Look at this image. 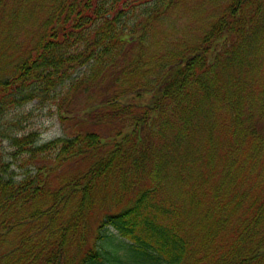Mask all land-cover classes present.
I'll list each match as a JSON object with an SVG mask.
<instances>
[{"label": "trees", "instance_id": "obj_1", "mask_svg": "<svg viewBox=\"0 0 264 264\" xmlns=\"http://www.w3.org/2000/svg\"><path fill=\"white\" fill-rule=\"evenodd\" d=\"M44 1L0 0V11H43L32 47L0 82L1 118L87 91L133 41L127 0ZM117 89L91 113L99 123L128 119L109 138L85 132L36 145L33 132L3 136L15 157L53 163L14 179L0 158V264H122L124 255L125 264H264V0H229L167 77ZM74 158L93 162L51 189L49 171ZM90 216L99 223L84 245ZM59 217L67 221L57 241L51 231L6 244Z\"/></svg>", "mask_w": 264, "mask_h": 264}, {"label": "rangeland", "instance_id": "obj_2", "mask_svg": "<svg viewBox=\"0 0 264 264\" xmlns=\"http://www.w3.org/2000/svg\"><path fill=\"white\" fill-rule=\"evenodd\" d=\"M141 1L127 0L125 4L134 8V16L127 24L128 27L134 26L132 28L134 38L125 46L122 62L100 72V76L93 83L86 84L87 91L81 88L73 91L64 96L63 103L32 101L22 106H14L2 114L4 117H0V158L14 179H20L24 173L34 174L37 172L36 167L41 169L42 166L46 168L51 166L53 159L37 158L27 163L20 155L14 156L15 150L10 147V141L3 138L4 135L10 132L17 135L33 132L36 145H42L58 137H71L76 133L95 132L102 138L113 136L124 124H129L128 119H111L99 123L93 120L95 115L91 114L96 112L95 107L103 102L102 99L106 95H111L115 88H119L115 93L123 91L121 88H126L134 77H139L142 82L167 77L176 64L177 56L190 54L191 49L199 44L210 25L222 15L229 0H148L139 5ZM47 2L48 0H45L44 4ZM11 7L12 3L0 11L2 83L11 77L14 66L25 58L32 47V26L39 23L43 17V11L31 6ZM126 103L130 104L128 101ZM9 123H13L14 126L8 127ZM106 151L107 147L100 148L98 155H103ZM92 162V158H74L53 168L49 171L50 188H60L65 179L82 173ZM116 190L117 187L111 188L107 194L113 195ZM100 216H97L98 220ZM97 219L90 216L84 245L93 243L99 223ZM66 221V218L59 217L49 228L43 229L48 222L47 218H43L32 226L26 225L25 229L12 233L6 244L15 245L17 236L25 233H32L31 237L35 240L38 236L36 232H40L39 236L43 238L51 231L53 239L57 241L60 236L57 228L60 226L63 228ZM109 233L115 234L111 229ZM74 237L78 238V235ZM105 244L109 245L110 241H106ZM73 251L76 253V248H73ZM122 258L124 259L122 264L130 260L129 255Z\"/></svg>", "mask_w": 264, "mask_h": 264}]
</instances>
